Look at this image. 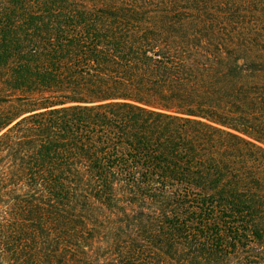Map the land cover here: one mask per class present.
Returning a JSON list of instances; mask_svg holds the SVG:
<instances>
[{"label":"trees","instance_id":"1","mask_svg":"<svg viewBox=\"0 0 264 264\" xmlns=\"http://www.w3.org/2000/svg\"><path fill=\"white\" fill-rule=\"evenodd\" d=\"M0 264H264V0H0Z\"/></svg>","mask_w":264,"mask_h":264}]
</instances>
